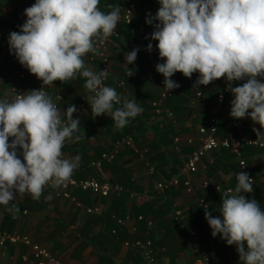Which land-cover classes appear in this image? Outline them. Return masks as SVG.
I'll return each mask as SVG.
<instances>
[{"label": "crops", "instance_id": "0c3cea01", "mask_svg": "<svg viewBox=\"0 0 264 264\" xmlns=\"http://www.w3.org/2000/svg\"><path fill=\"white\" fill-rule=\"evenodd\" d=\"M35 2L0 0V100L12 102L15 99L14 85L24 87L27 92L44 88L53 103L57 101L56 95H61L58 110L62 122H67L66 109L75 105L77 111L73 113V119H79L80 127L73 139L75 135L84 136L75 143L67 140L62 148L64 158L71 159L77 155L81 158L72 177L82 179L93 176L100 182L118 183L129 189L119 195L100 196L74 188L68 196L59 197L44 188L38 200L33 199L28 192L21 194L15 191L10 204H15L20 211H9V206L0 205V228L28 234L33 242L48 248L71 264H151L140 250L126 244L134 240L135 228H138L142 238L152 242L163 264H195L193 237L188 225H192L189 220L191 215H195L196 207L207 204L205 198L199 195L200 191L205 190L201 183L207 178L215 181L219 187L205 191L210 196L215 192L216 204H222L225 194H236L235 191L229 193L228 189L235 190L236 175L240 173L238 159L226 150L208 152L198 172L191 175L195 189L193 194L186 193L183 184L171 185L167 190L158 192L155 182L171 179L183 167L187 154L194 148L198 126L210 122V106L216 101L222 77L202 87L205 95L199 104H191L195 92V81L191 76L183 79L179 107L175 104L176 98L166 105L155 106L159 81L163 75L153 64L159 50L158 41L152 40L151 34L159 22L153 19L152 24H147L146 18H149V13L154 18L161 4L159 0H139L135 14L136 27L127 29L120 38H111L112 69L106 86L114 88L118 95L122 92L121 105H114V108L121 107L124 100H132L143 111L130 119L127 126L118 129L110 113L95 117L90 101L80 104L82 95H92L84 87L86 78L77 74L73 80H57L50 86L44 85L10 50V33L22 34V25L27 20L25 9ZM107 5H120V0H100L101 11L110 12L112 9ZM148 40L152 44L151 51L148 50L152 63L145 56V49H141L138 60L127 65L128 53L134 50V45ZM90 55L91 52L83 57L85 67L99 73L102 71L101 62L99 59L91 61ZM130 69L133 75L127 76ZM121 77L126 78L124 88L119 85ZM257 79L264 83V77ZM246 82V78L233 81L232 87L242 86ZM145 94L147 96L143 98ZM234 98L231 92L219 115L222 135L230 131L229 121L236 119L230 115ZM244 125L254 136L257 135L253 128L264 133V128L252 121L249 115H246ZM128 137L132 138V144L125 142ZM13 139L9 137L8 143L11 144ZM176 140L180 142L181 152L176 150ZM15 151L22 161L21 148L17 146ZM242 156L247 162L244 172L255 178L253 199L261 204L264 199V148L246 147ZM181 179H185V176ZM49 196L51 199H48ZM95 206L99 208L98 211H88V208ZM151 207V211H154L152 216H155L149 219L152 222L148 221L145 227L137 215L143 216L145 213H142ZM176 210L184 213L181 221L175 219ZM128 214L131 220L126 225L121 226L116 222L118 217ZM211 216L221 217V213H212ZM200 231L205 249L212 254L211 264H244L237 246L228 245L221 234L213 237L208 222ZM25 256L27 260H24ZM0 264L38 263L30 245L6 243L0 245Z\"/></svg>", "mask_w": 264, "mask_h": 264}, {"label": "clouds", "instance_id": "9594fccd", "mask_svg": "<svg viewBox=\"0 0 264 264\" xmlns=\"http://www.w3.org/2000/svg\"><path fill=\"white\" fill-rule=\"evenodd\" d=\"M159 2L161 7L156 16L151 18L149 13L146 23L152 24L153 19L159 21L151 39L158 41L159 56L166 59L165 63L156 65V70L165 78V89L170 91L179 87L169 79L176 72H180L181 80L184 79L181 73L191 78L194 72H199L197 85H208L221 77H226L229 82L246 78L247 82L242 86L231 88L235 98L231 102L230 115L236 118L231 121L242 119L244 125L246 115H249L264 128V83L257 79L264 77V0ZM99 3L100 0H36L25 9L27 20L22 25V34L10 33L9 45L19 62L44 85L50 86L57 80H73L77 74L86 78L84 87L92 93L87 97L92 113L95 117L110 113L115 126L122 129L143 109L132 100H124L121 107L114 108V105H121L122 94L119 96L114 88L104 84L107 70L94 73L85 67L83 59L89 52H99L94 41L107 40L120 20L119 5H107L112 10L105 13L100 10ZM135 21L134 16L132 23L125 25L124 32ZM147 48L151 51L152 44L149 43ZM138 51L134 49L128 53L127 65L136 58L138 60ZM131 75L133 70L128 72V76ZM76 111L75 105L69 106L67 122H62L60 111L43 89L16 95L12 102L0 100V205L19 212V207L10 204L14 199L13 189L21 194L28 192L38 200L46 186L59 188L71 181L81 158L79 155L64 158L62 148L67 140L75 143L84 138L75 135L73 139L80 127L79 119H73ZM229 123L230 131L223 135L238 131ZM253 131L258 137L256 142H264V133L255 128ZM219 135H222L220 130ZM9 137L14 138L11 144ZM17 146L23 150L24 162L17 157ZM245 169L239 168L235 190H228L236 194H225L226 198L222 200V218L212 217L214 211L210 208L208 212L210 206L207 203L205 219L213 230V237L221 234L228 245L237 246L244 264H264V211H261L264 199L261 204L253 199L255 178L249 177ZM122 186L125 188L122 193L127 192L129 188ZM210 188L215 189L203 187L205 190ZM249 193L253 196L247 200L245 195ZM176 211L182 212L179 219L175 218L181 221L184 213ZM189 226L196 225L189 224L188 231ZM206 252L212 258V254Z\"/></svg>", "mask_w": 264, "mask_h": 264}, {"label": "built area", "instance_id": "2783aa9c", "mask_svg": "<svg viewBox=\"0 0 264 264\" xmlns=\"http://www.w3.org/2000/svg\"><path fill=\"white\" fill-rule=\"evenodd\" d=\"M120 20L117 24V29L114 33L108 37L107 40H100L98 39L94 46L99 49L98 53L91 52L90 60L94 61L95 59H99L101 62L102 70H107L108 74L112 69V58H111V50H110V37H121L124 33V28L126 24L132 23L135 11L138 8L139 0H120ZM165 59V58H162ZM137 60V58H136ZM132 69L128 70V72ZM193 78L195 81V96L192 99V104L196 105L199 104V101L205 95L204 90L202 87L204 85H197V80L200 77L199 72L193 73ZM164 77L161 79L159 84V92L157 101H155V106H163L167 103L169 99L174 97L176 93L181 91L182 82L180 79V72H176L173 74L172 77L169 79L173 80L175 83L179 84L178 88L172 89L167 91L164 86ZM108 81L107 79L104 81L106 85ZM213 82V81H212ZM211 82V83H212ZM126 83V78H122L119 81V85L122 88L123 85ZM232 82H229L226 77H222L221 86L218 90L216 101L210 106V124L208 126L200 125L197 129V136L194 143V148L190 153L187 154L185 162L181 170L173 175L171 179L165 181L155 182V188L158 192H163L167 190L171 185L181 186L184 185V191L188 194L194 193V187L192 183L191 175L197 173L199 170V166L203 160V158L208 154L210 151H219L221 149H226L230 153H232L238 159L239 168L240 170H244L246 168V160L242 157V151L245 146H252L256 148L264 147V142H256L258 137L252 135L247 129H245L243 125V120H233L229 123L230 127L237 128L238 131L236 133H230L228 135H219L218 130V119L219 115L222 112V109L226 103L227 98L231 94ZM14 98L16 95L26 94L28 93L27 90L20 86L14 85ZM44 91L45 89L42 88ZM46 92V91H45ZM122 94L120 92L119 96ZM62 99L61 95H56V103H54L58 108V102ZM87 102V96H81V105H84ZM170 113V112H169ZM171 114V113H170ZM128 144H132V138L128 137L125 141ZM193 144V141L190 142ZM176 150L179 152L182 151V147L180 142L176 140ZM22 151V162L23 161V150ZM182 176H185V179H181ZM252 182H254V179ZM204 188L214 187L218 188L219 186L215 181L212 179H205L202 182ZM206 186V187H205ZM74 188H81L83 190L89 191L93 194H97L100 196H110L111 194L119 195L122 193L125 188L118 183H111V182H99L94 177H86L83 179H77L72 177L71 181L67 183L66 186H61L59 188H52L51 186H46L45 189L50 190L55 193V195L62 197L68 196L70 191ZM231 189V188H229ZM228 189V190H229ZM233 190V189H232ZM16 190L13 189V193ZM233 192V191H232ZM231 192V193H232ZM264 192V190H263ZM230 193V192H229ZM253 196L252 193L246 194L245 198L247 200ZM98 207L88 208L89 212L93 210L98 211ZM261 211H264V205L261 206ZM182 215L181 211H176L175 218L179 219ZM143 216L139 215L138 220H142ZM131 220L130 215H126L125 217L121 216L117 218V222L119 225H126ZM150 223L152 221H149ZM137 231V228H135ZM189 233L193 237L192 247L195 253V264H211L212 258L209 253H207L202 245V232L196 226H189ZM6 243L11 244H18V243H25L30 245L33 255L37 260L38 264H71L66 262L65 260L58 257L54 252L49 250L48 248L42 246L39 243H35L32 241L31 237L28 234L19 233L16 230H3L0 228V245L3 246ZM126 244H129L140 250L150 261L151 264H163L160 259L157 257L156 251L153 248L152 242L150 240H144L140 238H136L133 241H127ZM28 257L25 256L24 260H27Z\"/></svg>", "mask_w": 264, "mask_h": 264}, {"label": "trees", "instance_id": "16d2710c", "mask_svg": "<svg viewBox=\"0 0 264 264\" xmlns=\"http://www.w3.org/2000/svg\"><path fill=\"white\" fill-rule=\"evenodd\" d=\"M154 21L155 22H159L158 20H155L154 19ZM133 27H136L135 26V22L133 23V24H131L130 26H127V28H126V30L127 29H131V28H133ZM124 34H125V32H124ZM149 43H151V41L150 40H148V41H146V42H139L138 44H136V45H134V49H139V51L137 52V55L138 56H141V49H145V56H147V58L148 59H150V63H152V57H148V48H147V46H148V44ZM155 58L156 59H154V61H153V64L156 66L157 64H162V63H165L166 62V59H162L160 56H159V53H157V54H155ZM142 74H144V73H142ZM127 76H128V73H127ZM139 76H141V73H139ZM123 77H125V76H123ZM181 77H184L185 78V76L183 75V73H181ZM144 79H146L145 78V75H144V77H143ZM181 81H183V80H181ZM146 91V90H145ZM181 93H182V91H179L178 93H176L175 95H174V97L173 98H171V99H169L168 101H167V103L166 104H168V102H172V100L173 99H177V102H178V104H177V102L175 103L178 107L180 106V100H181V97H180V95H181ZM146 94H145V96L143 97V98H146ZM165 104V105H166ZM204 125H206V124H204ZM208 190H210V189H208ZM199 195L202 197V198H205V201L208 203V205L210 206V207H207V210L208 209H210V208H212L213 209V213L214 214H219L220 213V209H221V205L222 204H216L217 202H216V199L214 198L215 196H217L216 195V193L214 192V193H211V195L212 196H210L209 195V193L208 192H206L205 190L203 191H200L199 192ZM203 207H196V213H195V215H191L190 216V220H189V222L190 223H192L193 225H196V226H198V227H203L206 223H207V220L205 219V209H204V205H202ZM151 209H152V207L147 211V212H143L142 214H144L143 216V219L142 220H139V222L140 223H143V225H145V227L147 226V224H148V221H149V219H151L153 216H155L154 214H153V216H152V213H154V211H151ZM140 214L138 213V215H137V218H138V216H139ZM213 217V216H212ZM116 222H117V220H116ZM118 223V222H117ZM138 229V228H137ZM3 230H4V228H3ZM137 235V236H136ZM136 238H140V239H143L142 238V234H140L139 232H138V230L136 231V234H135V237H134V239H136ZM202 244H203V242H202ZM203 247H204V244H203ZM204 249H205V247H204ZM207 251V250H206Z\"/></svg>", "mask_w": 264, "mask_h": 264}]
</instances>
